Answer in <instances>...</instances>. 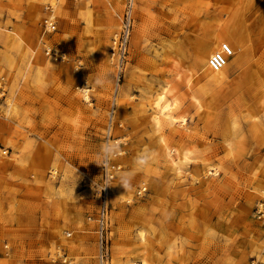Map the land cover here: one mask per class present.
<instances>
[{"label":"rangeland","instance_id":"374dc122","mask_svg":"<svg viewBox=\"0 0 264 264\" xmlns=\"http://www.w3.org/2000/svg\"><path fill=\"white\" fill-rule=\"evenodd\" d=\"M252 5L136 0L119 67L126 0H0V264H100L108 140L110 264H264V0ZM232 25L245 51L221 77L199 73L194 42ZM160 99L176 123H157Z\"/></svg>","mask_w":264,"mask_h":264},{"label":"built area","instance_id":"2783aa9c","mask_svg":"<svg viewBox=\"0 0 264 264\" xmlns=\"http://www.w3.org/2000/svg\"><path fill=\"white\" fill-rule=\"evenodd\" d=\"M251 1V0H250ZM136 5V0H126L125 13L123 15L122 27L119 34L113 39L112 54L117 57L119 67L123 66V63L128 54L129 39L133 29V10ZM48 10L50 7H47ZM45 31L48 33H54L57 30L56 22L51 19H47L44 23ZM235 55L234 48L229 43H223L220 50L213 53L208 60L209 67L212 71L218 72L222 70L230 59ZM111 175L110 180L103 182L99 190V261L100 264H110V252L108 245L106 244V228L107 218L109 213V196H110V183L114 178ZM264 216V213H263ZM262 217V216H261ZM252 264H260L253 261Z\"/></svg>","mask_w":264,"mask_h":264},{"label":"bare ground","instance_id":"6f19581e","mask_svg":"<svg viewBox=\"0 0 264 264\" xmlns=\"http://www.w3.org/2000/svg\"><path fill=\"white\" fill-rule=\"evenodd\" d=\"M143 1V0H142ZM242 1V4L244 5V6H246V5H252L253 3H257V0H241ZM120 2H122V1H120ZM52 3V2H51ZM63 3V2H62ZM144 3V2H143ZM55 4V3H54ZM61 5V4H60ZM255 5V4H254ZM254 5H252V6H254ZM55 6V5H54ZM247 7V6H246ZM249 7V6H248ZM53 8V7H52ZM55 8V7H54ZM59 11V10H58ZM53 13V12H52ZM54 14L55 13H53L52 15L54 16ZM51 17V16H50ZM54 18V17H53ZM52 17H51V19H53ZM237 19V18H236ZM238 20V19H237ZM237 20H236V22H234V23H238L237 22ZM233 23V24H234ZM229 26H231L230 24H229ZM228 26V27H229ZM233 27H234V25H232ZM227 27V29H225V30H223L222 32H220V35L219 36H216L213 40H210V41H207V40H196L195 42H194V46H195V48L197 49L198 48V51H199V54H200V61H199V73H201V74H203V73H210V74H213L214 76H216V77H221L222 75H224V73L228 70V68H229V65H230V62L229 63H227V65L222 69V70H220V71H218V72H214V71H212L211 69H210V67H209V64H208V60H209V57L213 54V53H215V52H217L218 50H220V47H221V44H223V42L225 41V42H229L230 44H232L233 46H235V50H236V48L238 49H241V50H243L244 49V51H245V47H246V41H245V38H244V36H245V34H244V31H243V29H241V27H239L238 25H237V28H228ZM238 28H240V29H238ZM217 34V33H216ZM116 36V35H115ZM211 37V38H212ZM247 39V38H246ZM223 41V42H222ZM248 42V41H247ZM264 43V42H263ZM248 48H249V46H248ZM238 51V50H237ZM246 51H247V49H246ZM111 59H112V61L115 59L114 58V55L112 54L111 55ZM239 62V65H240V61H238ZM238 62H237V64H238ZM111 63V62H110ZM260 63H262V58H261V60H260ZM198 64V63H197ZM242 64V63H241ZM196 65V64H195ZM238 65V66H239ZM197 68V67H196ZM191 82V81H190ZM189 82V83H190ZM117 85V84H116ZM80 89V88H79ZM80 91H84L85 93H84V96H85V98L86 99H88V90H84V89H82V90H80ZM165 98V97H164ZM161 99L156 103V106H157V108L156 109H158V111L156 112V115L154 114V116H155V120L157 121V123H162V122H160V120L161 121H163L161 118H162V116H164V117H167L166 119L167 120H169V122H171V124L172 123H176L177 122V118L173 115V113H174V111H175V109H176V103L174 102V103H171V104H167V105H165V106H162L161 104ZM167 120H166V122H167ZM160 126V125H159ZM174 154V153H173ZM186 159V158H185ZM111 167V168H110ZM109 168L112 170V172L111 173H115L114 171H115V166H114V164H112V165H110L109 166ZM118 168V167H117ZM119 169V168H118ZM114 175H112V177H113Z\"/></svg>","mask_w":264,"mask_h":264},{"label":"clouds","instance_id":"9594fccd","mask_svg":"<svg viewBox=\"0 0 264 264\" xmlns=\"http://www.w3.org/2000/svg\"><path fill=\"white\" fill-rule=\"evenodd\" d=\"M103 80L98 79L97 84L103 83ZM121 151L119 144L116 141L108 140L101 145L99 151L95 154V162L102 165L106 169L107 179H111L110 173L111 169L108 168L107 161L116 158ZM153 152L150 156H144L139 158L136 162V167H145L149 161L154 157ZM119 184L123 186L124 189H129L131 187L132 173L131 172H120L118 175Z\"/></svg>","mask_w":264,"mask_h":264}]
</instances>
